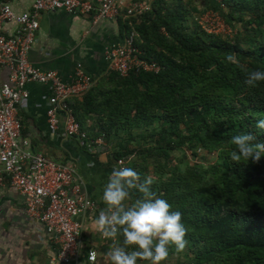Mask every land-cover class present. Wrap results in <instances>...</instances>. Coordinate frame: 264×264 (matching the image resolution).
<instances>
[{
    "label": "trees",
    "instance_id": "16d2710c",
    "mask_svg": "<svg viewBox=\"0 0 264 264\" xmlns=\"http://www.w3.org/2000/svg\"><path fill=\"white\" fill-rule=\"evenodd\" d=\"M200 1L152 0L150 11L127 20L143 58L160 72L108 71L72 107L91 138L115 142L116 162L125 158L141 183L151 176L156 195L182 213L189 263L264 264V158L230 157L233 135L264 140L256 127L264 83H246L250 71L264 68V0ZM207 11L230 34L207 31ZM140 195L131 190L128 203Z\"/></svg>",
    "mask_w": 264,
    "mask_h": 264
},
{
    "label": "built area",
    "instance_id": "2783aa9c",
    "mask_svg": "<svg viewBox=\"0 0 264 264\" xmlns=\"http://www.w3.org/2000/svg\"><path fill=\"white\" fill-rule=\"evenodd\" d=\"M97 2L98 8L92 0H34L30 11L17 14L10 2L0 0V67L7 69L9 75L7 83H0V188L15 187L24 197L28 216L42 222L48 233L54 235L60 249L51 264H69L79 256L83 228L79 218L96 205L83 191L75 168L29 149V142L22 140L23 126L18 111L29 98V84L48 85L52 90L47 111L51 127L62 128L68 138L83 141L90 152L113 151L114 144L106 135L91 138L74 113V100L94 87L87 73L77 68L73 79L67 82L58 72L42 70L29 59L42 12L64 10L84 16L96 12L95 21H101L140 17L151 10V4L139 0ZM203 18L201 24L207 31L220 33L208 28ZM11 23L16 24L14 33L7 30ZM137 37V32L131 30L123 43L106 50L110 72L121 77L132 72H160L157 62L143 58V52L136 45ZM123 166H126L125 158L117 161V168Z\"/></svg>",
    "mask_w": 264,
    "mask_h": 264
},
{
    "label": "crops",
    "instance_id": "0c3cea01",
    "mask_svg": "<svg viewBox=\"0 0 264 264\" xmlns=\"http://www.w3.org/2000/svg\"><path fill=\"white\" fill-rule=\"evenodd\" d=\"M3 1L10 2L17 14L30 11L34 3V0ZM92 1L98 8L97 0ZM139 1L151 4L152 0ZM95 14L84 16L64 10L42 12L37 39L29 55L31 63L42 70L58 72L67 82L73 79L77 68L87 73L94 86L101 82L109 71L105 52L111 46L123 43L128 35L126 25L129 19L95 21ZM15 28V23L7 26L11 33ZM8 76L7 69L0 67V83H7ZM27 89L29 98L18 111L23 126L22 140L29 142L32 152L44 153L56 162L75 168L83 191L96 205L79 218L83 225L80 253L69 264H83L84 261L86 264H105V252L113 242L101 235L94 221L105 207L103 188L112 170L117 168V162L112 152H90L83 141L68 138L62 128L51 127L47 115L52 94L50 86L31 83ZM122 237L121 234L118 242L122 243ZM59 249L60 244L54 235L48 233L45 225L28 216L23 195L13 186L1 187L0 264H51ZM91 249L97 252L95 262L88 261Z\"/></svg>",
    "mask_w": 264,
    "mask_h": 264
},
{
    "label": "clouds",
    "instance_id": "9594fccd",
    "mask_svg": "<svg viewBox=\"0 0 264 264\" xmlns=\"http://www.w3.org/2000/svg\"><path fill=\"white\" fill-rule=\"evenodd\" d=\"M226 60L239 63L231 54ZM246 83H264V68L250 71ZM256 127L264 130V119L258 120ZM231 144L234 147L230 157L234 162L258 163L264 158V140L251 132L233 135ZM152 184L151 176L139 182V173L132 167L114 168L110 173L102 194L105 207L94 221L101 235L113 242L105 252V264H164L173 248L176 253L185 249L187 229L182 213L172 211L171 204L152 190ZM133 189L142 195L128 203ZM121 234L122 243L118 242ZM95 259L96 252L91 249L88 261Z\"/></svg>",
    "mask_w": 264,
    "mask_h": 264
},
{
    "label": "rangeland",
    "instance_id": "374dc122",
    "mask_svg": "<svg viewBox=\"0 0 264 264\" xmlns=\"http://www.w3.org/2000/svg\"><path fill=\"white\" fill-rule=\"evenodd\" d=\"M202 1H200V2H202ZM220 5L222 6L221 1H220ZM204 16H203L204 17L203 19L206 20L205 23H206L208 28L215 30L217 32L223 33V34H228L231 31L229 29V27L223 22L221 17L219 18L218 13H216L215 11H207V13ZM179 156H181V155H179ZM189 162H195V161L192 157H189ZM197 162H199V161H197ZM185 163H188V162H185ZM172 251H175V249L173 248ZM181 253H184V252L182 251ZM188 253L189 252L186 251V254H188ZM188 263H189V260L186 258L185 253H184V255L181 254L180 256L177 255V253H174V255H171V256L169 255L167 261L164 262V264H188ZM189 264H193V263H189Z\"/></svg>",
    "mask_w": 264,
    "mask_h": 264
}]
</instances>
